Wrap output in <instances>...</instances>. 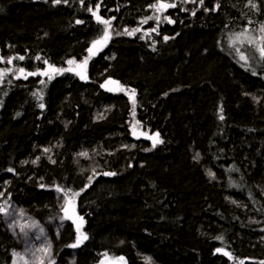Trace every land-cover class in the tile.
I'll return each instance as SVG.
<instances>
[{
	"label": "trees",
	"instance_id": "1",
	"mask_svg": "<svg viewBox=\"0 0 264 264\" xmlns=\"http://www.w3.org/2000/svg\"><path fill=\"white\" fill-rule=\"evenodd\" d=\"M0 105V224L61 194L76 264H264V0H0Z\"/></svg>",
	"mask_w": 264,
	"mask_h": 264
},
{
	"label": "rangeland",
	"instance_id": "2",
	"mask_svg": "<svg viewBox=\"0 0 264 264\" xmlns=\"http://www.w3.org/2000/svg\"><path fill=\"white\" fill-rule=\"evenodd\" d=\"M74 66L77 64L74 63ZM136 136L149 137H145L141 132H137ZM1 195L0 192V197ZM56 198L63 217L43 225L28 211L22 199L14 200L6 209L1 226L16 240L17 249L13 264H76L77 251L71 250L66 255H62L63 235L68 225L67 221L76 224L79 228L83 227V222L81 219L77 221L80 217L77 212L75 213L70 200H66L61 194L56 195ZM66 212L69 219L65 216ZM103 263L104 259L100 264Z\"/></svg>",
	"mask_w": 264,
	"mask_h": 264
},
{
	"label": "bare ground",
	"instance_id": "3",
	"mask_svg": "<svg viewBox=\"0 0 264 264\" xmlns=\"http://www.w3.org/2000/svg\"><path fill=\"white\" fill-rule=\"evenodd\" d=\"M164 7L165 8H168V5L167 4H164ZM243 22H245V19L243 18ZM98 47V44L96 43V44H94V46L92 47V51L93 50H95L96 48ZM72 61H76L75 59L74 60H70L69 62H72ZM53 77H55V75L54 74H52V77L51 78H53ZM83 81H87V77H80ZM115 82H117V81H113V82H111V90H112V92H113V83H115ZM118 84H119V82H118ZM119 89H120V84H119ZM118 92H119V90H118ZM117 92V93H118ZM114 94H117V93H115V92H113ZM146 142H148V143H151L150 141H155V143H154V145L156 144V139L155 138H150V137H147V138H143ZM151 144H153V143H151ZM18 199H21V198H15V200H18ZM23 200V199H22ZM61 208V207H60ZM57 209V206L55 205V210ZM6 210H3V212L4 213H6L5 212ZM75 213H76V210H75ZM65 216L69 219V215H68V213L66 212L65 213ZM62 217H63V215H62ZM61 217V218H62ZM79 217L80 218H77V221H79L80 219L82 220V222H83V218L81 217V215H79ZM60 218V219H61ZM55 220H59V219H56V218H50L48 221H46V223H49V222H52V221H55ZM46 223H44V224H46ZM67 223H68V225L69 224H74V223H70V222H68L67 221ZM43 225V224H42ZM0 226H1V224H0ZM66 227H67V225H66ZM75 227H76V229L77 230H79L80 228L79 227H77L76 226V224H75ZM1 228H2V231L5 233V234H7V235H9V236H11L12 237V239H13V241H14V245H15V248L17 249V247H16V240H15V238L13 237V235L11 234V233H9L8 231H6L2 226H1ZM65 231H66V228H65ZM67 231L65 232V234L63 235V242L65 241V239H66V235H67ZM81 244V243H80ZM80 247H79V244H78V246H76V247H72L71 249H69L67 252H65V253H63L62 252V255H66L69 251H71V250H74V251H77V253H78V255H77V258L79 257V249ZM62 251V250H61ZM14 258V257H13ZM13 258H11L10 259V263L9 264H13L14 263V261H13ZM77 258H76V261H77Z\"/></svg>",
	"mask_w": 264,
	"mask_h": 264
},
{
	"label": "water",
	"instance_id": "4",
	"mask_svg": "<svg viewBox=\"0 0 264 264\" xmlns=\"http://www.w3.org/2000/svg\"><path fill=\"white\" fill-rule=\"evenodd\" d=\"M119 90V84L118 82H115L113 83V92L117 93ZM151 143H155V141H150ZM104 264H125L123 261L121 260H116V261H110V262H107V263H104Z\"/></svg>",
	"mask_w": 264,
	"mask_h": 264
}]
</instances>
